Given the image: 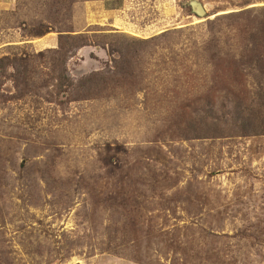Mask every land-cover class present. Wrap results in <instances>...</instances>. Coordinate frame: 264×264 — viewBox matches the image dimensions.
<instances>
[{
  "label": "rangeland",
  "instance_id": "obj_1",
  "mask_svg": "<svg viewBox=\"0 0 264 264\" xmlns=\"http://www.w3.org/2000/svg\"><path fill=\"white\" fill-rule=\"evenodd\" d=\"M190 1L0 0V264H264V0Z\"/></svg>",
  "mask_w": 264,
  "mask_h": 264
},
{
  "label": "trees",
  "instance_id": "obj_2",
  "mask_svg": "<svg viewBox=\"0 0 264 264\" xmlns=\"http://www.w3.org/2000/svg\"><path fill=\"white\" fill-rule=\"evenodd\" d=\"M260 11L264 12V9H261ZM237 14H239V12L231 13L228 16L234 17V15L236 16ZM258 23L260 25L258 27L255 26L256 28L254 32L251 33L252 35L250 36V43H249L250 47L245 48L246 56L245 58L243 57L241 58V65L244 66L243 69H245V71L249 70L250 72L259 73V79L262 82V84L258 86V90L260 91V94L261 93L263 94L261 99L264 100V81H262L264 80V19L263 20L261 19L260 21H258ZM257 29L260 30L261 32L259 35L257 32ZM259 106L261 107V109H264V102L260 100ZM263 114H264V111H263ZM245 122H247V124L246 125L242 124V128H240L241 130L239 132L240 135H248V133H250V132H247L250 124L246 120Z\"/></svg>",
  "mask_w": 264,
  "mask_h": 264
},
{
  "label": "water",
  "instance_id": "obj_3",
  "mask_svg": "<svg viewBox=\"0 0 264 264\" xmlns=\"http://www.w3.org/2000/svg\"><path fill=\"white\" fill-rule=\"evenodd\" d=\"M189 7L192 13L199 18H203L206 14L203 5L197 0H191L189 2Z\"/></svg>",
  "mask_w": 264,
  "mask_h": 264
}]
</instances>
